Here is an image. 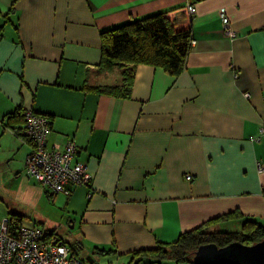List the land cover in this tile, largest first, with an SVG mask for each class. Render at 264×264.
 Segmentation results:
<instances>
[{
  "label": "crops",
  "instance_id": "1",
  "mask_svg": "<svg viewBox=\"0 0 264 264\" xmlns=\"http://www.w3.org/2000/svg\"><path fill=\"white\" fill-rule=\"evenodd\" d=\"M168 11L196 41L185 70L140 64L129 98L94 91L123 81L124 68H99L101 34ZM18 107L49 116V145L75 141L90 186L51 194L28 180ZM263 121L264 0H0V163L36 196L31 226L81 259L134 264L135 251L222 214L264 219V138L251 141Z\"/></svg>",
  "mask_w": 264,
  "mask_h": 264
},
{
  "label": "trees",
  "instance_id": "2",
  "mask_svg": "<svg viewBox=\"0 0 264 264\" xmlns=\"http://www.w3.org/2000/svg\"><path fill=\"white\" fill-rule=\"evenodd\" d=\"M101 38L102 57L99 68L104 71L116 67L124 68L123 81L121 84L93 87V90L100 94L129 98L133 84V71L137 65L148 64L161 67L174 76L180 75L185 70L192 33L191 28L177 23L171 16V11H168L115 27L103 32ZM24 115L25 110L21 107L10 114L12 118H21L25 124ZM20 135L31 143L24 133ZM262 195L264 197V188ZM9 218L16 226L22 225V221L17 217ZM238 219L241 221L238 231L209 229L211 222ZM53 235L47 234V238ZM262 240H264V224H261L259 219L245 217L240 211L235 210L180 234L173 242H159L154 248L135 251L133 261L134 264H140L143 260L146 261L145 264H163L166 261H173L176 264H196L195 252L203 245L214 244L218 248H223L235 242L253 245ZM100 253L103 254L106 251L101 250Z\"/></svg>",
  "mask_w": 264,
  "mask_h": 264
},
{
  "label": "built area",
  "instance_id": "3",
  "mask_svg": "<svg viewBox=\"0 0 264 264\" xmlns=\"http://www.w3.org/2000/svg\"><path fill=\"white\" fill-rule=\"evenodd\" d=\"M193 16L197 9L187 5ZM222 31L233 35L229 18L222 15ZM196 41L191 38L190 48ZM237 76V75H236ZM246 96H249L246 94ZM23 133L31 140L32 151L26 157V174L36 180L49 193L70 195L74 186H90L92 174L84 162L76 160L78 152L74 140L62 145L48 144L51 120L48 116L29 108L25 110ZM264 138V121L259 135L251 141L259 142ZM263 170L259 167V171ZM192 176H187L191 179ZM0 264H90L72 254L70 246L56 236L47 238L41 227L16 226L9 218L0 219Z\"/></svg>",
  "mask_w": 264,
  "mask_h": 264
},
{
  "label": "rangeland",
  "instance_id": "4",
  "mask_svg": "<svg viewBox=\"0 0 264 264\" xmlns=\"http://www.w3.org/2000/svg\"><path fill=\"white\" fill-rule=\"evenodd\" d=\"M5 157L6 156L3 153L0 154V160H2ZM8 164L10 166H13V162L6 163V165ZM10 173L11 170L5 171V165L3 163H0V219L15 216L22 221V225L30 227L31 222L34 221L35 219H34L33 211L30 210L27 204L28 203L27 199H32L33 201H35L36 196L31 191V188L27 187L26 184H24L23 182L21 183L20 188H18L17 181L8 179ZM27 178L28 180L32 179L30 177ZM28 180L26 179L25 183H27ZM38 210L41 209L38 208ZM43 212L51 213V208H46ZM54 213L55 211L52 210V214ZM259 222L261 224H264V219H259ZM36 226L41 227L39 225ZM41 228L43 229V227ZM223 230L238 231L240 230V227L239 225H236V222H233L232 226H228L227 229H223ZM59 232L60 231L58 230V233ZM166 262H168L167 264L175 263L173 261H166ZM181 264H188V263H181Z\"/></svg>",
  "mask_w": 264,
  "mask_h": 264
},
{
  "label": "water",
  "instance_id": "5",
  "mask_svg": "<svg viewBox=\"0 0 264 264\" xmlns=\"http://www.w3.org/2000/svg\"><path fill=\"white\" fill-rule=\"evenodd\" d=\"M90 264H98L91 257L86 259ZM196 264H264V240L253 245L231 243L218 248L214 244L203 245L194 255Z\"/></svg>",
  "mask_w": 264,
  "mask_h": 264
}]
</instances>
